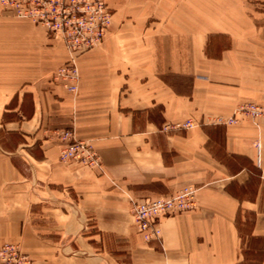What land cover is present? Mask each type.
Here are the masks:
<instances>
[{"label":"crops","instance_id":"obj_1","mask_svg":"<svg viewBox=\"0 0 264 264\" xmlns=\"http://www.w3.org/2000/svg\"><path fill=\"white\" fill-rule=\"evenodd\" d=\"M142 2L118 8L103 43L79 56L75 93L53 78L69 57L62 41L0 8V247L33 264H264V123L227 122L255 100L251 61L231 60L233 38L208 56L191 29L165 23L167 0ZM138 16H158L156 28ZM63 128L100 168L60 162ZM188 186L195 209L145 241L132 203Z\"/></svg>","mask_w":264,"mask_h":264},{"label":"built area","instance_id":"obj_2","mask_svg":"<svg viewBox=\"0 0 264 264\" xmlns=\"http://www.w3.org/2000/svg\"><path fill=\"white\" fill-rule=\"evenodd\" d=\"M0 8L16 19L42 26L47 33L62 40L69 57L55 69L53 78L61 82L67 91L75 93L79 80L77 60L102 43L111 21L105 0H0ZM240 119L257 125L264 123V107L253 104L241 106L227 122L236 123ZM193 126L187 120L172 128L187 129ZM168 129L169 126L164 128ZM56 137L65 143L60 151V162L100 168L97 152L88 142L76 138L72 129L57 130ZM196 192V188L188 186L168 196L133 202L132 218L136 232L147 242L159 238L160 220L195 209ZM0 264H33V261L16 245L6 244L0 247Z\"/></svg>","mask_w":264,"mask_h":264},{"label":"rangeland","instance_id":"obj_3","mask_svg":"<svg viewBox=\"0 0 264 264\" xmlns=\"http://www.w3.org/2000/svg\"><path fill=\"white\" fill-rule=\"evenodd\" d=\"M105 2L111 17L118 8L141 9L144 4L142 0H105ZM166 9L165 23L176 26L177 35L185 36L184 32L188 35V30L191 29L192 35L198 40H205V53L208 56L219 57L224 49L232 45V38L239 43L231 60L251 61L245 70V87L246 93L254 95L255 100L240 104L237 109L249 104L264 107V0H244L243 4L235 0H167ZM227 11L239 12V15L234 14L229 17L225 15ZM158 19V16H155L144 21L138 16L132 21L140 26L145 23L154 24L156 28ZM124 20L125 18H122V22ZM168 30L166 37L172 33ZM46 34L48 37H54L47 32ZM137 35L136 46H139L142 34ZM55 38L57 42L62 41Z\"/></svg>","mask_w":264,"mask_h":264}]
</instances>
